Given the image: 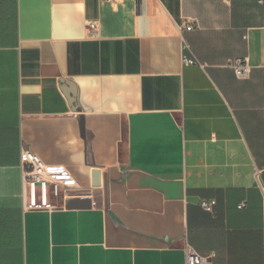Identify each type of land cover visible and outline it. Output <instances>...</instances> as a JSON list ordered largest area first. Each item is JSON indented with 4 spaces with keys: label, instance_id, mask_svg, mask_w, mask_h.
I'll list each match as a JSON object with an SVG mask.
<instances>
[{
    "label": "crops",
    "instance_id": "crops-1",
    "mask_svg": "<svg viewBox=\"0 0 264 264\" xmlns=\"http://www.w3.org/2000/svg\"><path fill=\"white\" fill-rule=\"evenodd\" d=\"M22 149L73 206L25 207ZM260 187L264 0H0V264H264Z\"/></svg>",
    "mask_w": 264,
    "mask_h": 264
},
{
    "label": "built area",
    "instance_id": "built-area-1",
    "mask_svg": "<svg viewBox=\"0 0 264 264\" xmlns=\"http://www.w3.org/2000/svg\"><path fill=\"white\" fill-rule=\"evenodd\" d=\"M186 29H191L190 25ZM183 61L188 64H194L192 58L183 56ZM228 66L232 68L239 78H245L250 72V67L246 58H236L228 62ZM22 193L24 197L25 207L37 208L48 205L49 198L63 199L73 195L77 191V182L70 172L61 165L46 164L37 154L22 149ZM258 177V174H256ZM264 196V188L260 187ZM215 201L213 199L203 200L200 206L205 211H212ZM246 206L245 201L241 202L237 207L242 209ZM185 264H207L208 257L199 255L189 245H185Z\"/></svg>",
    "mask_w": 264,
    "mask_h": 264
},
{
    "label": "water",
    "instance_id": "water-1",
    "mask_svg": "<svg viewBox=\"0 0 264 264\" xmlns=\"http://www.w3.org/2000/svg\"><path fill=\"white\" fill-rule=\"evenodd\" d=\"M66 200H67V201H65V202H66V203H65V206H66V207H71V206H73V205H72V202L74 201L73 198H67Z\"/></svg>",
    "mask_w": 264,
    "mask_h": 264
},
{
    "label": "rangeland",
    "instance_id": "rangeland-1",
    "mask_svg": "<svg viewBox=\"0 0 264 264\" xmlns=\"http://www.w3.org/2000/svg\"><path fill=\"white\" fill-rule=\"evenodd\" d=\"M62 202V199L60 198V203Z\"/></svg>",
    "mask_w": 264,
    "mask_h": 264
}]
</instances>
